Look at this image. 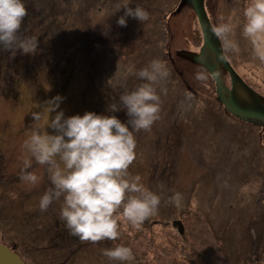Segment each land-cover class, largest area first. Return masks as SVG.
Returning a JSON list of instances; mask_svg holds the SVG:
<instances>
[{
  "label": "rangeland",
  "instance_id": "1",
  "mask_svg": "<svg viewBox=\"0 0 264 264\" xmlns=\"http://www.w3.org/2000/svg\"><path fill=\"white\" fill-rule=\"evenodd\" d=\"M125 2L24 0L27 14L19 37L35 38L38 48L27 55L0 45V224H15L14 216L18 221L15 234L3 232L27 264H34L30 249L39 258L37 246L46 236L41 229L46 220L56 219L60 208L61 200H56L45 212L38 207L28 211L29 191L39 188L40 194L51 187L45 166L33 162L28 169L42 177L39 185L29 188L19 180L21 143L31 130L45 128L46 101L57 94L64 97L60 108L66 116L105 113L113 97L118 100L142 83L136 75H126L127 70L158 58L170 73L157 85L159 119L149 130L135 133L136 158L129 169L162 193L157 213L138 225L121 218L116 241L90 245L68 234L55 242V252L64 249L68 258L43 262L120 264L101 250L123 242L136 264H264V128L229 115L216 99L212 76L179 55L181 50L197 51L202 43L188 4L178 8L180 0H131L128 6H141L149 19L127 18L126 26H119ZM244 3L205 0V8L214 25L219 13L227 16L235 10L240 15ZM235 39L240 51L224 53L227 60L264 96V63L253 57L239 27ZM197 74L205 78L197 79ZM221 75L230 85L228 74ZM186 93L192 98L186 99ZM33 112L41 114L39 121H32ZM114 114L122 122L128 119L123 110ZM46 131L55 134L54 129ZM173 192L181 193L178 205L168 200ZM174 220L181 222L182 233ZM6 239L0 238L8 243ZM77 244L79 253L70 256V245Z\"/></svg>",
  "mask_w": 264,
  "mask_h": 264
},
{
  "label": "clouds",
  "instance_id": "2",
  "mask_svg": "<svg viewBox=\"0 0 264 264\" xmlns=\"http://www.w3.org/2000/svg\"><path fill=\"white\" fill-rule=\"evenodd\" d=\"M129 3L131 0L121 6L124 12L117 18V25L126 26L127 18L139 22L149 19L144 8L129 7ZM26 14L24 0H0V45L15 46L21 54L32 55L38 48L35 38L19 37ZM240 15L235 10L227 16L219 13L212 32L220 39L223 53L238 54L235 33L239 27L240 35L251 45L253 57L264 63V0H245ZM129 73L142 83L120 94L118 100L113 97L105 113L85 111L66 116L60 108L64 97H51L45 103L49 109L45 128L31 130L20 146L19 180L29 188L39 185L42 177L28 169L33 162L46 166L51 187L41 194L39 210L45 212L54 201L61 200L58 220L70 235L82 241H116L121 236V218L138 225L155 215L161 204L162 193L145 186L141 175L129 169L136 158L135 133L149 130L159 119L161 99L157 85L170 73L158 58L139 70L129 68L126 75ZM204 78L197 74V79ZM185 95L186 99L192 98L191 93ZM121 110L128 117L123 122L113 114ZM31 116L34 122L41 118L36 112ZM46 127L54 129L55 134ZM168 200L178 205L181 193L173 192ZM101 251L110 261L136 264L132 249L123 242Z\"/></svg>",
  "mask_w": 264,
  "mask_h": 264
},
{
  "label": "water",
  "instance_id": "3",
  "mask_svg": "<svg viewBox=\"0 0 264 264\" xmlns=\"http://www.w3.org/2000/svg\"><path fill=\"white\" fill-rule=\"evenodd\" d=\"M184 4H189L194 11L202 33V45L200 46L199 53L191 51H181L182 56H189L193 60L198 61L204 69L212 76L215 84V92L217 100L223 105L226 111L239 117L240 119H260L264 121V103L261 101L258 93L247 85L241 76L236 73L229 61L226 59L222 52V47L219 38L212 32V23L207 15L204 0H180L178 8ZM210 51L212 59L208 63L203 59L202 52ZM223 56V59H221ZM225 69L229 77L230 85L227 86L222 78L221 73L218 71L219 66ZM219 73L216 75L215 73ZM238 91L244 93V97L253 101V106L244 101V97L238 95ZM173 225L182 233L181 222L174 220ZM0 264H25L20 256L10 249L5 244L0 243Z\"/></svg>",
  "mask_w": 264,
  "mask_h": 264
},
{
  "label": "bare ground",
  "instance_id": "4",
  "mask_svg": "<svg viewBox=\"0 0 264 264\" xmlns=\"http://www.w3.org/2000/svg\"><path fill=\"white\" fill-rule=\"evenodd\" d=\"M202 45V44H201ZM200 45V46H201ZM221 47H222V45H221ZM185 51H187V52H189L190 50H185ZM199 51H200V47L198 48V50L197 51H191V52H193L194 54L195 53H199ZM179 55L182 57V58H184V59H187V61L189 62V63H191L192 65H194V66H198V67H200V68H203L204 69V67L201 65V64H199V62L198 61H195V60H193L191 57H189V56H182L181 54H180V52H179ZM225 55V54H224ZM202 56H203V59L208 63L209 61H211V59H212V53L210 52V51H203L202 52ZM226 57V56H225ZM227 59V58H226ZM230 63V62H229ZM232 66V65H231ZM233 67V66H232ZM233 69H234V67H233ZM235 70V69H234ZM218 71L221 73V72H226L225 71V69H223V67L220 65L219 66V69H218ZM236 71V70H235ZM236 73H237V71H236ZM209 74V73H208ZM238 74V73H237ZM211 76V75H210ZM212 78V77H211ZM17 84H19V82L17 83ZM227 86H229V85H227ZM251 87V86H250ZM214 88L216 89V87H215V84H214ZM252 88V87H251ZM253 89V88H252ZM255 90V89H254ZM256 91V90H255ZM257 92V91H256ZM258 93V95H259V97H260V99H261V101H259L260 103L262 102V103H264V96L260 93V92H257ZM215 95H216V92H215ZM238 95H244V93L242 92V91H238ZM242 98H243V96H242ZM216 99H217V95H216ZM218 101V100H217ZM244 101H246V102H248L249 103V106H253V101L251 100V102H250V99L248 98V96H245L244 97ZM219 102V101H218ZM220 103V102H219ZM221 104V103H220ZM222 105V104H221ZM222 107H223V105H222ZM223 109H225L224 107H223ZM226 111V110H225ZM229 115H231V116H233L234 118H237V119H239L240 121H242V122H244V123H248V125L250 124V126H252V127H255V128H258V129H263L264 128V121L263 120H260V119H252V118H248V119H240L239 117H237V116H235V115H233L232 113H230V112H228V111H226ZM252 135V134H251ZM262 141L264 142V137H262ZM44 172H45V168H44ZM46 175L47 174H45V178H46ZM39 190V188H34V189H32V190H30L29 191V193L30 192H32L33 194H39V193H37V191ZM40 192H42V190L40 191ZM27 202H28V204H30V208L28 209V211H32V210H34L35 211V207H38V206H36V205H34V204H32L31 203V201L30 200H27ZM14 219H15V224H17V222L18 221H16V217L14 216ZM52 219V218H51ZM50 219V221H47L46 220V222L44 223V225H43V227H42V229L44 228V227H47V226H49V224H51V220ZM54 222L56 223V225L54 224ZM0 225H2V224H0ZM53 226H51V230H48V229H46L45 230V233H46V236L44 237V240H42V241H40L39 242V244H38V246H41L44 242H45V244H46V246H54V245H56V241L57 240H60V238H57V239H55V237L62 231V230H60V231H58V232H54L55 230H57V228H58V225L60 226V227H63L64 226V224H63V222H60V223H58V225H57V221L56 220H54L53 221V224H52ZM0 229H1V233H0V238H5L6 239V237H5V232H3V228H1L0 227ZM44 232V231H43ZM10 234H12V233H10ZM13 235V234H12ZM48 236H50L51 237V239H54V240H52L51 241V244H48L47 245V241H48V239H47V237ZM18 255L20 256V258L27 264V261H25L24 260V257L23 256H21L19 253H18ZM25 255V254H24Z\"/></svg>",
  "mask_w": 264,
  "mask_h": 264
},
{
  "label": "trees",
  "instance_id": "5",
  "mask_svg": "<svg viewBox=\"0 0 264 264\" xmlns=\"http://www.w3.org/2000/svg\"><path fill=\"white\" fill-rule=\"evenodd\" d=\"M114 114V113H113ZM115 115V114H114ZM135 170V169H134ZM45 171H46V166H45ZM132 172H133V169H132ZM41 193L42 192H40V194H33L32 192H30V193H28L27 194V198L29 197V200L31 201V203L32 204H34V205H36V206H38V202H39V198H40V196H41ZM21 205V204H20ZM20 206H18L17 207V210H18V208H19ZM38 209H39V207H38ZM39 212H41L40 210H39ZM57 214H58V212H57ZM57 214L55 215V217H56V219L55 218H52L51 220V224H49V226H47V227H44L43 229H41V231H45L46 229H48V230H51V226H53L52 224H53V221L54 220H57V223H60L59 222V220H58V218H57ZM55 223V222H54ZM55 225H56V223H55ZM58 225V224H57ZM4 226H7V228H5ZM0 227L1 228H3V230L4 229H7L10 233H12V234H15L18 230H17V224H12V225H4V224H2V225H0ZM60 230H62L56 237H55V239H57V238H62L63 237V239H65V237H67L68 238V231L65 229V227L63 226V227H60L59 225H58V228H57V230H55L54 232H58V231H60ZM70 235V234H69ZM70 236H72V235H70ZM5 237L7 238V239H9L8 241V243H5V242H3V243H5V244H7L10 248H12L15 252H17V253H19L21 256H22V254H21V252H19L17 249H15L11 244L12 243H15L14 241H12V239L11 238H9V237H7V235L5 234ZM74 237V236H73ZM76 240V242H81V240L80 239H78L77 237H74ZM6 239V240H7ZM47 239H48V241H47V245L48 244H51V241L52 240H54V239H51V237L50 236H48L47 237ZM0 241H2V240H0ZM86 244H90V245H96V244H94V243H92L91 241H88V242H85ZM78 245L79 244H77V246L76 247H73L72 248V246L73 245H70V247H71V250H70V256H72V255H74V254H78L79 252V250H77V247H78ZM38 247V250H37V252H38V254L40 255L39 256V258H36L35 257V254H34V251L33 250H31L30 249V252L33 254V256H34V260H33V262H34V264H46V263H44L43 262V260L44 261H48V262H51V261H55V260H59L58 258H60L61 256L62 257H64V258H68V255H66V250H62V249H60V252H55V248L57 247V244L56 245H54L53 247L52 246H46V244H45V242L41 245V246H37ZM105 248H109V247H105ZM23 250V249H22ZM25 250H26V247H25ZM23 254H25L24 253V251L22 252ZM43 256H46V258L45 257H43ZM58 257V258H57ZM42 258H43V260H42ZM63 259V258H62ZM106 260H108V259H106Z\"/></svg>",
  "mask_w": 264,
  "mask_h": 264
}]
</instances>
